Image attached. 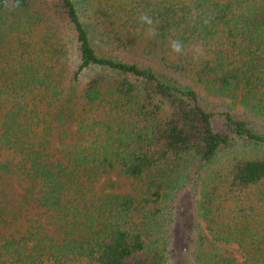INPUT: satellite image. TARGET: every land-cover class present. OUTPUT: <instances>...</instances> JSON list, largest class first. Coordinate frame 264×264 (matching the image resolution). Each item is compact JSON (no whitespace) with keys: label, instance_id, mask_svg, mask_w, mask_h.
<instances>
[{"label":"trees","instance_id":"16d2710c","mask_svg":"<svg viewBox=\"0 0 264 264\" xmlns=\"http://www.w3.org/2000/svg\"><path fill=\"white\" fill-rule=\"evenodd\" d=\"M189 183L190 263L264 264V0H0V264H167Z\"/></svg>","mask_w":264,"mask_h":264},{"label":"rangeland","instance_id":"374dc122","mask_svg":"<svg viewBox=\"0 0 264 264\" xmlns=\"http://www.w3.org/2000/svg\"><path fill=\"white\" fill-rule=\"evenodd\" d=\"M211 106L215 111L223 109L220 101H214ZM68 122H70L69 126H71V119H68ZM215 126L218 129L226 130L221 121L216 122ZM55 130L58 131V128H55ZM12 182L13 184L9 187L6 186L8 198L20 200L22 198L20 189L17 187L15 180ZM130 185L131 180L129 178L118 176L117 174H109L101 179L98 188L105 191H127L130 189ZM192 186V183H189L182 188L177 193L174 201L173 219L170 224L171 244L167 264H191L188 252L200 225V220L195 210V195ZM230 250L237 257L241 258L236 246L231 247Z\"/></svg>","mask_w":264,"mask_h":264},{"label":"clouds","instance_id":"9594fccd","mask_svg":"<svg viewBox=\"0 0 264 264\" xmlns=\"http://www.w3.org/2000/svg\"><path fill=\"white\" fill-rule=\"evenodd\" d=\"M139 21L141 24L147 26V32L150 38L155 37L157 35L156 28L153 27L154 20L151 16H149L147 13H142L139 16ZM169 47L173 54H176V55L186 54L185 45L180 40H171L169 42ZM192 51L195 53V56L193 57L194 59L202 57L204 55L202 47L198 44L193 46Z\"/></svg>","mask_w":264,"mask_h":264}]
</instances>
